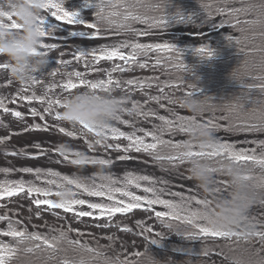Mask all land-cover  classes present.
<instances>
[{
    "label": "snow or ice",
    "instance_id": "snow-or-ice-1",
    "mask_svg": "<svg viewBox=\"0 0 264 264\" xmlns=\"http://www.w3.org/2000/svg\"><path fill=\"white\" fill-rule=\"evenodd\" d=\"M169 4V0H161V3L155 5L157 10L165 11L166 6ZM123 7V4L120 5ZM43 9L47 12H50V16L41 15L38 17L39 30L41 36L50 37L53 33H56L60 30V25L55 22H50L51 18H54L56 22H63L64 25H83L87 29H92L91 33L86 31H68L66 33L69 37H87L88 39L99 38L102 33L108 29L114 27L124 29L125 31L134 34V35H145L146 33L137 32L135 29L130 27V22L139 21L141 23H148V20L142 18L140 14H137L133 9L135 8L134 4H128L127 8L123 13L116 11L117 4L115 0H99L98 3L93 2V0H83V7L95 9V22H88L85 18L81 16V13L77 10H69L66 7L65 0H45L42 5ZM207 7V6H205ZM107 9H112L111 11H106ZM253 10H260L264 13V0H260L259 3H249L247 7L241 9H223L219 8L216 11L220 15H227L230 19H235L240 13H246ZM0 16H4L11 21L10 26L13 28H18L15 21L12 20V14L10 13H0ZM122 17V23L117 25L114 17ZM211 10L209 9V15L206 17L210 22L216 24L217 27L223 28L225 24L229 21H221L219 24L215 23L211 18ZM191 15H184L179 11H176L174 14H168L166 16H161L159 18H153L150 27L155 28H166L169 26V22L176 23H191ZM237 25L241 22L236 21ZM250 24L258 23L257 21H250ZM245 31V29H241ZM225 39L232 43V37L226 36ZM236 43L239 44L241 41L236 40ZM41 47L46 50H52L59 47V43H44L42 42ZM131 49L130 52H125L124 49ZM157 53H167L166 62L169 63L172 67L178 68L184 72H189L190 69L183 61V53L175 44L165 42V43H136V42H120L113 45H102L100 47L91 48V49H78L74 53V60L80 62L81 60L85 61V67L91 68L92 64L98 65L101 61H121L122 64H115L110 70H106L107 79H98V80H89L86 78L88 73L81 71H72L67 73V79L59 85V87L64 91L70 93L72 90L78 89L83 86L90 90L97 91L102 90L105 92H111L113 87L121 88L122 85L127 86H136L138 88L145 87L144 80L138 79H114L112 78V73H123L126 71L133 70L135 66H138L140 69H146L148 67L147 60L145 62H138L137 57L144 56L147 57L150 52ZM192 54L198 56L202 59H210L214 57L215 51L208 47L207 44H202L199 47L192 49ZM65 52H60V57L65 56ZM90 58V59H89ZM160 57L156 60V64L153 67H156L160 64ZM56 65H70L71 60L64 59H55ZM8 65L6 63H0V69H7ZM91 70L100 71L99 68H92ZM59 68L51 71L49 75L56 76ZM149 80L155 79L158 83V78H148ZM41 83L37 78L34 80V84ZM30 85L25 86V90ZM147 86H151L148 84ZM171 86L165 85L160 86V96H149V101L159 102L161 99H168L169 103H175V100L168 98L164 95V87ZM56 87L55 84H51L47 87L46 93L52 91ZM264 89V86H262ZM186 96H195L194 93H186ZM19 99L28 101L29 103L33 101H39L41 103H47V107L44 108V113L52 114L55 112V118L60 119V112L56 111L57 108H63L64 105L61 102V99H52L46 95L36 96L24 95L19 97ZM16 98L13 97V102ZM126 101L123 103V105ZM147 104L148 101H145ZM207 100L203 101L205 106ZM143 105H140L138 102L133 101L131 108H126L122 106L120 110L114 115L113 120H118L123 124H128V120H121V114L127 113L129 116L135 115L136 117H143L147 119L148 117H155L156 119L163 121L164 124L161 126H154L152 130L138 129V131L143 132V135H136L135 132L132 134H126L123 131H120L116 127L109 126L104 129L102 132H97L95 129L88 127V125L82 124V129L87 130L88 133H94L95 136H102L105 142L97 140L95 145L102 146L105 150L114 148L115 150L123 151L125 153L130 151H135L137 153H147L154 157L157 161H167L172 167L178 168L180 164L185 162V157H222L224 159L234 161V162H252L256 165H259L261 168H264V141H260L261 151L259 155L256 152V149H245L243 147H238L237 145L229 142H222L216 138L215 145L211 148L210 151H194L193 145L189 142L185 143H172L171 141L163 140L161 137L165 132L173 133L179 131L182 133H187L185 122L191 119H186L184 117H177L175 121L166 119L164 116H157L156 113L152 110L141 111ZM163 107V105H161ZM238 112H244V109L241 105L235 106ZM0 109H3L4 112H8L9 109L5 105V98L0 97ZM30 114L35 117L40 115V119L44 120V115L39 114L35 108L30 109ZM11 115L16 118H21L22 113L20 111H12ZM251 118H256L260 120L258 124L247 123L246 121ZM237 119H242L243 122L240 125H235L229 123L226 131H247V132H260L264 131V115L257 117L255 112L247 114L244 117L237 116ZM206 125L212 129L214 132L220 127V125L209 120ZM36 130H41V125L35 124L32 126ZM47 125L44 126L42 130H47ZM59 132L64 133V128H59ZM67 136H74L73 132H67ZM109 135L112 139L124 138L128 141L126 146H121L120 144H110L107 143ZM149 137L153 142H146L145 138ZM5 138H0V144H4ZM93 143H89L88 147L92 148ZM158 146H169L176 150V154L172 155H161L158 151ZM35 147L40 149V145L36 144ZM185 149L180 151V149ZM61 151L62 149H57ZM16 154V153H14ZM77 159H72L71 163L74 165L81 164H97L100 165H110L112 160L110 159H97L83 156L79 152L73 153ZM35 158V157H34ZM67 159V156H65ZM128 159L127 156H120V161H125ZM5 171H9L5 169ZM24 173L34 174L37 181L42 179L43 175L57 177L59 173L49 170L46 174L42 173L40 168H30L25 167L19 169ZM210 171L217 172V169H210ZM246 180L253 179V177L246 176ZM62 180L67 184L73 186L76 190L73 191L71 199L68 200H59L53 201L48 198L52 195H59V191L53 193L50 188L37 186L35 182H26L23 180L20 181H11L7 184H0V198L3 197H13L17 194L25 193L29 198L32 197H44L32 199V203L39 207L41 205H47L49 209H62L64 212H74L76 217H91L94 219L107 218L109 221H112L117 214H127L131 213L133 209L143 208L145 211L151 212L154 205H162L168 211H155V217L161 221L165 228L169 231L173 229L175 232L181 236H184L186 239L197 240L201 237H236L237 240L241 239V234L234 231L219 230L211 227L212 221L209 216L206 214V209L209 208L211 201L205 197L203 199H197L195 196L185 197L180 193H171L173 196H179L180 202L176 203L172 200L161 199L157 189L154 186H151L155 183V180L147 175H134L128 173L123 181L113 178L111 175L102 176V181L99 184L93 179L91 182L69 178L68 176L62 177ZM140 181H148L150 186L142 187ZM47 185L55 184L57 189L63 188L65 185L61 183H56L55 180H44ZM161 183L167 184V181H162ZM217 185L224 182L215 181ZM122 186H117L121 185ZM129 186H132L136 189H142L145 194H152L151 197L148 195H137L133 191L128 190ZM261 188H264V177L259 178V184L257 185ZM163 188L160 189V192H163ZM221 187L217 186L215 192L221 193ZM81 193L87 194L90 197L101 198L100 202H90L88 200L77 198ZM118 194V195H117ZM195 201L196 205L200 206V209L197 211H191L188 208V205ZM259 200L261 207H264V198L256 196L254 202ZM107 201V202H104ZM76 206H86L89 211L85 210H76ZM39 216V212L37 213ZM247 219L250 221V224L253 228V232L250 238H244L245 241L250 244L253 242V238H256V241L260 244L259 248H250L248 250V260L246 264H264V226L260 228L257 227V223H253L252 219L247 216ZM8 220L7 230L0 231V236L10 237L14 241V245L0 243V264H10V262L18 257L20 252L30 253V254H39L38 259L41 264H77L76 261H69V259L64 256L61 258L60 253H66L69 249L78 252L86 253L89 255L90 259L96 260L103 257V252L99 248H90L86 244L82 243L81 240H70L68 238L67 232L65 230H60L58 235H44L38 232H29L26 228H17L14 227L15 224H19V221L13 222L9 218L8 214L0 215V221ZM178 222V223H177ZM202 222V223H201ZM258 222V221H257ZM137 224L141 227V233H153L151 227H144L142 221H137ZM101 227H108L107 224L100 225ZM68 231H78L74 229H69ZM127 231V229H124ZM55 232V229H53ZM185 234H187L185 236ZM154 235L159 237V239L153 238L149 240V244H158L161 238L164 236L162 232H155ZM145 239L148 240V236H145ZM67 245V248L64 247ZM186 251V249L184 250ZM137 257L143 256L145 258L146 264H151L152 257L148 251L145 253H135ZM79 264H84L83 261H80ZM104 264H129L128 261H114L104 259ZM165 264H175V261L169 259Z\"/></svg>",
    "mask_w": 264,
    "mask_h": 264
},
{
    "label": "trees",
    "instance_id": "trees-1",
    "mask_svg": "<svg viewBox=\"0 0 264 264\" xmlns=\"http://www.w3.org/2000/svg\"><path fill=\"white\" fill-rule=\"evenodd\" d=\"M98 3L99 0H93ZM117 4L116 11L123 13L127 8L128 4H134L135 11L140 14L142 18L148 20V23H141L139 21L130 22V27L135 28L136 25H144L146 27L143 30L149 29H161L150 27L153 18H159L168 14H174L176 11L181 12L184 15H191V23H176L169 22V26L182 24V25H200L207 24L209 20L206 19L209 15V9L211 10L210 18H214L216 15H220L216 10L219 8L223 9H241L247 7L249 3H259L260 0H169V4L166 6L165 11L157 10L155 5L161 3V0H115ZM80 6L85 10L87 14L88 22H95V9L83 7V0H79ZM123 4V7L120 5ZM207 6V7H205ZM107 9L106 11H111ZM220 21H229L226 23L227 30H218L209 35L212 39L208 47L215 51L214 57L210 59H202L192 54V49L198 46L190 45H179L175 44L183 53V61L190 69L189 72H184L178 68L172 67L166 62L167 53H157L155 51L150 52L147 57H137L138 62H145L147 60L148 67L146 69H140L135 66L133 70H130V74L118 73L115 79L128 80L138 79L145 81L144 88H138L136 86H128L132 93H135L134 98L126 100L123 105L126 108L132 107V102L136 101L140 105H143L141 100L148 99L149 96H160V86L171 85L164 87V95L168 98L176 100L177 97L186 96V93H194L195 97L205 101L207 100L204 110L200 113L197 119L203 123H207L209 120H213L214 123L220 125L217 130H225L228 128L229 123L235 125L242 124V119H237V116L244 117L247 114L255 112L256 116L264 115V13L260 10H253L246 13H240L235 19H230L226 14L221 15ZM117 25L122 23V17L113 18ZM239 20L241 23L237 25L236 21ZM250 21H257L258 23L250 24ZM245 31H241V29ZM72 31L71 29H67ZM92 32V29H87ZM120 31V33L129 34V32L120 28H112L106 31ZM104 31V32H106ZM226 36L232 37V43L225 39ZM132 42L136 43H161L157 41H149L134 36ZM239 39L241 43L237 44L236 40ZM131 49L129 48V52ZM160 57L161 62L158 66L153 67L156 64V60ZM120 62L119 64H122ZM148 78H158L157 80ZM150 84L151 86H147ZM125 86V85H122ZM155 105H147L141 108V111L152 110L157 116H164L169 120H176V117L169 116L163 108L168 107L169 100L161 99L159 102L153 101ZM176 109L183 110L191 115L192 113L186 111L178 103H172ZM241 105L244 112H238L236 105ZM163 105V107H161ZM165 114H164V112ZM124 120H128L129 124L135 122L139 129L147 128L152 130L154 126H161L164 124L163 121L156 119L155 117H136L135 115L129 116L126 112L121 114ZM192 119V118H189ZM251 124L260 123L259 119L251 118L246 121ZM141 132V131H140ZM233 133H242L247 131H228ZM264 132V131H263ZM143 134V133H142ZM163 140L171 141L172 143H185L189 142L187 133L179 132L178 130L169 133L165 132L162 137ZM146 142H153L151 138L146 137ZM73 145L81 147L79 140H72ZM194 146V145H193ZM185 149H180L184 151ZM194 151H200L196 146L193 148ZM158 151L161 155L176 154V150L169 146H158ZM210 151V150H209ZM135 152V151H133ZM137 153V152H135ZM146 156L147 158L164 165H169L167 161H157L153 156L147 153H138ZM210 162L214 163L222 157H206ZM14 158L0 156V184H7L11 181L23 180L19 171L20 164L13 160ZM20 162V161H19ZM242 165L247 171H258L264 175V168L256 165L252 162H237ZM70 166V165H66ZM171 166V165H169ZM172 167V166H171ZM68 169H75L70 166ZM176 168V167H174ZM180 169L187 171L188 163L185 160L183 164H180ZM8 169L9 171H5ZM76 170V169H75ZM31 174L30 177H32ZM60 176L62 173L60 172ZM44 180H51L48 176L42 177L40 181H36V184L43 183ZM33 181H30V183ZM250 183L254 185L258 197L264 198V188H261L254 181L250 179ZM18 195V194H17ZM16 195V196H17ZM24 198H27V194L22 193ZM13 197H3L1 200H6L5 203H0V215L8 214L11 221H19V224L14 223V227L26 228L29 232H38L44 235H58L60 230L67 232L70 240H75L70 235L69 225L77 234L85 236L96 248H99L103 252V257L92 260L86 253H78L69 249L66 253H60L61 258L66 256L69 261H76L79 264L83 261L84 264H104V259L114 261H128L129 264H146L143 256L137 257L135 253L149 252L151 256L160 260L168 261L169 259L175 261V264H246L248 260V250L250 248H259L260 244L253 238V242L250 244L244 239L237 240L236 237H201L197 240L186 239L175 232L173 229L169 231L164 225L158 220L154 212L163 211L161 209L153 208L151 212L141 209H133L131 213L117 214L116 217L109 221L107 218H103L106 223H110V232H87L85 231L84 222L78 217H73V220L68 225L65 218L62 216H56V214L49 213L45 217L47 221L38 223L40 215L37 216L33 212V209L26 207L23 204H18L13 200ZM44 206V205H42ZM47 206V205H45ZM82 206H76V210H80ZM42 210L49 209L42 207ZM4 210V211H3ZM8 210V211H7ZM23 211H27L30 215L31 220L27 217H23ZM137 212H141L146 218V222L143 223L144 227H151L153 233H141V227L137 230L132 226L131 222H122L123 218L130 217L131 215L136 216ZM74 214V212H72ZM44 217V216H42ZM50 220L60 222L58 227L56 223L47 225ZM31 221H34L31 223ZM178 223V222H177ZM8 220L1 221L0 231L7 230ZM55 229V232H53ZM127 229V231H124ZM155 232H162L164 236L161 238L158 244H149V240L154 238L159 239L154 235ZM187 234H185L186 236ZM132 236V240L129 241L128 237ZM148 236V240L145 239ZM135 239L138 243L136 251L128 249L127 243H130ZM0 243L12 244L14 241L10 237L1 238ZM83 243V242H82ZM85 244V243H84ZM88 247L92 248L88 244ZM67 248V245H64ZM186 249V251H184ZM264 255V253H262ZM214 256V257H213ZM39 254H30L20 252L18 257L10 262V264H41L38 259ZM213 257V258H212Z\"/></svg>",
    "mask_w": 264,
    "mask_h": 264
},
{
    "label": "rangeland",
    "instance_id": "rangeland-1",
    "mask_svg": "<svg viewBox=\"0 0 264 264\" xmlns=\"http://www.w3.org/2000/svg\"><path fill=\"white\" fill-rule=\"evenodd\" d=\"M66 7L69 10H77L81 13V16L86 19L85 10L80 6L79 0H65ZM43 15L50 16V12H47L46 10H43ZM222 16L216 15L212 20L219 24L221 21ZM87 20V19H86ZM14 21V20H13ZM11 23V21H9ZM50 22H55L60 25V30L56 33H64L68 29V25H64L63 22H56L54 18H51ZM146 27L144 25H136L135 30L137 32H143L146 33L145 35H134V34H122L120 32H104L99 38L96 39H88L87 37H63L60 40L53 39V36L50 37H44L43 42L44 43H59V47L52 50H46L50 54V60L51 63L48 66V69L45 70V72L42 75H39L37 78L41 81V83L30 85L26 88L25 86H21L14 80H12L8 74V71L6 69H0V97L5 98V105L7 108L11 109L12 111H20L22 113V116H24L22 119L28 120L29 123L23 121L21 118H16L11 115V112H4L0 109V138L7 137V140H10L14 143H17L19 145H22L24 147H33L31 145L39 144L40 146H49L47 143L51 142L53 145H57L58 149L59 147L63 150V152L66 155L73 156V153L79 152L83 156L85 155H103V154H130V152H123L119 150L107 149L105 150L100 145H95L92 141L94 138H98L95 136L94 133H88L87 130H83L82 126L79 128H73L71 125L62 122L55 118V112L52 114L44 113V108H46L48 105L47 103H41L39 101H33L29 103L28 101H24L19 99V97L24 95H32L35 94L36 96H42L46 95L49 98L52 99H62L65 95L68 94V92H64L59 85L63 83L68 77L67 73L72 71H81L86 72L88 75L86 76L89 80H98V79H107L106 70H110L115 64L120 63L121 61H101L98 65L92 64L91 68L85 67V61L81 60L80 62H77L74 60V53L78 49H91L100 47L102 45H113L120 42H132L135 40V38H132L134 36H138L139 38L151 40V41H160V42H169L173 44H179V45H202L207 44L210 45L211 38L209 37V34L216 32L218 30H227V25L225 24V27L220 28L217 27L216 24L213 22L207 23V24H200V25H175L171 26L169 28H161V29H151V30H143V28ZM75 28L77 29H83L85 28L83 25H75ZM67 33V32H66ZM125 52H129V49H124ZM60 52H65L66 55L63 57H60ZM55 59H64V60H71L72 63L70 65H56L54 60ZM90 59V58H89ZM4 58L0 57V63H5ZM59 68V71L57 72L56 76H51L49 73L55 69ZM92 68H99L100 71H94L91 70ZM127 74H130V71L127 72ZM115 73H112V78H114ZM51 84H55L56 87L52 89V91L47 92V87ZM86 87H79L78 89L72 90L71 92H77V91H83ZM88 89V88H87ZM112 93L116 96H123L126 100H129L130 98L135 97V93H132L130 88L125 85L121 86V88H115L113 87ZM13 97L16 98L15 102H13ZM144 106L147 105H155L153 101H149L147 98L145 100H141ZM145 101H148L146 104ZM35 108L36 111L39 114L44 115V120L40 119V115H37L33 117L30 114V109ZM62 108H57L56 111H61ZM163 110L171 117H184L186 119L193 118V115L173 107V104L170 103L168 107L163 108ZM163 111V112H164ZM164 112V114H165ZM121 120H124L121 117ZM35 124L41 125V130H36L32 126ZM47 125V130H42L44 126ZM110 126L118 128L120 131L125 132L126 134H132L135 132L136 135L142 136L143 132L138 131L139 127L136 125L135 122L123 124L118 120H112ZM59 128H64L65 132L61 133L59 132ZM143 129V128H141ZM147 130V128H145ZM67 132H73L74 136H67ZM215 137L219 139L222 142H229L237 145L238 147H243L245 149H256L257 154L259 155L261 148H260V141H264V132H243V133H231L224 130H216L215 131ZM79 140V143H82L84 146L75 148L73 145L72 140ZM89 143H93V147L89 148ZM107 143L110 144H120L121 146H126L128 144V141L124 138L119 139H112L109 135V138L107 140ZM194 148V147H193ZM46 154H42L40 156H31L30 159L23 158L20 162L17 158H14V161H17L18 164H20V168L30 167V168H40L42 170V173H47L49 170L54 172H61L62 176H68L69 178L73 179H79L91 182L93 179L97 184L104 182L102 181V176L111 175L113 178L119 179L123 181L124 177L128 173H132L134 175H147L155 180V183L151 186H154L161 199H167L172 200L173 202L179 203L180 197L179 196H173L171 193H180L185 197L188 196H195L197 199H203L205 198V195L202 193V191L197 186L196 182L192 180L189 176H173L170 174H167L154 166H144L141 164L130 166V165H120V164H113V165H82L77 167V170L63 168V166L60 164H55L52 162L48 157L45 156ZM75 156V155H74ZM35 157V158H34ZM41 157V158H40ZM3 161H0V164ZM103 169V170H101ZM22 178H24V181L30 182L33 181L36 183V177L33 174L32 177L31 173H24L20 172ZM186 173V172H185ZM188 174V172L186 173ZM43 175L42 177H44ZM50 177V176H49ZM52 180H55L56 183L64 184V187H67V189L70 190V195L73 191H79L76 190L73 186L67 185L64 181L60 182V174L57 177H51ZM162 181H167V184L161 183ZM215 181L218 182H224L222 184H219L216 186L221 187L224 195H227V192L229 190L228 188V182L227 179L223 177H217ZM142 187L150 186L148 181H140ZM37 186L47 187V185H44L43 183L37 184ZM117 186H122L117 185ZM63 187V188H64ZM48 188L55 193L57 191H60L62 188L57 189L55 184L49 185ZM164 189L163 192H160V189ZM128 190L133 191L137 195H148L151 197L152 194H145L143 193L142 189H136L132 186H129ZM118 195V194H117ZM53 201H59L60 198L57 195L50 196ZM48 197V198H50ZM34 198H41L44 197H32V198H24L23 197V203L32 202V199ZM50 198V199H51ZM71 198L72 195H71ZM70 198V199H71ZM77 198H82L85 200H88L90 202H100L101 198L98 197H90L87 196V194L81 193ZM209 200L211 197H207ZM107 202V201H104ZM46 208V207H44ZM153 208L162 209L163 211L166 210L162 205H154ZM189 210L191 211H197L200 209L199 205H196L195 201L193 200L188 205ZM36 209V208H35ZM41 208L40 206L37 207L36 211H39ZM80 210L89 211L86 206H82L79 208ZM4 211V210H3ZM8 211V210H7ZM47 211V209L45 210ZM60 213L63 215L70 217L69 212H64L62 209H60ZM249 218L252 219L255 217L256 219L252 220L253 223H257V227L260 228L261 226H264V207H261L259 201L254 202L249 210H248ZM47 215H44V217ZM143 214L141 212H137L136 216H130L127 218H123L120 223L122 222H131L135 221L137 224L138 221L146 222L145 217H141ZM23 217H27L31 220L30 215L27 213V211H23ZM39 217L37 222L43 223L44 221H47L46 218ZM73 217H76L73 213L70 221L73 219ZM77 219H81V221L84 222V228L87 232H110V223H106V221L101 219H94L91 217H78ZM258 221V222H257ZM58 222V221H57ZM57 222L55 220H50V222L47 223V225H51L56 223V226L58 227ZM33 223V221H31ZM60 223V222H58ZM202 223V222H201ZM107 224L108 227H101L100 225ZM139 228H137L138 230ZM153 238V237H152ZM128 240H132V236L128 237ZM136 243H127L126 247L129 249H133L132 247H135ZM214 257V256H213ZM212 257V258H213Z\"/></svg>",
    "mask_w": 264,
    "mask_h": 264
},
{
    "label": "clouds",
    "instance_id": "clouds-1",
    "mask_svg": "<svg viewBox=\"0 0 264 264\" xmlns=\"http://www.w3.org/2000/svg\"><path fill=\"white\" fill-rule=\"evenodd\" d=\"M44 2L45 0H0V13L12 14V20L19 26L11 27L8 19L0 16V57L8 65L6 70L10 78L21 86L33 85L34 80L51 63L49 52L41 47L43 37L38 22V17L43 15ZM125 101V97H118L112 91H93L86 88L83 91L70 92L61 99L64 107L60 111L59 120L73 128L84 124L102 132L110 126L114 115ZM175 103L193 114V118L185 122L189 143L200 151L211 150L216 141L215 132L196 118L204 110L203 101L195 96H180ZM98 139L105 142L102 136L94 138L92 142L95 144ZM184 159L188 163L190 178L196 182L205 197H211L210 206L206 209V214L212 221L211 227L240 233L242 239L250 238L253 228L247 219L248 210L258 193L250 180L245 179L248 176L247 170L224 158L214 163L206 157L192 156ZM210 169H217L227 177V195L215 192L216 172ZM58 197L60 200L70 199V190L67 187L62 188ZM151 264L165 262L152 257Z\"/></svg>",
    "mask_w": 264,
    "mask_h": 264
},
{
    "label": "water",
    "instance_id": "water-1",
    "mask_svg": "<svg viewBox=\"0 0 264 264\" xmlns=\"http://www.w3.org/2000/svg\"><path fill=\"white\" fill-rule=\"evenodd\" d=\"M8 149H10L11 152H22V153L30 154V152H29L28 150L23 149V148H9V147H7V146H5V145H0V150H8ZM10 150H9V151H10ZM50 152L53 153L54 151L50 150ZM56 153H57V152H56ZM58 155H60V154H58ZM124 156H125V155H124ZM60 157H63V159H65V157L62 156V155H60ZM119 157H120V156L105 155V156H100V157H90V158H95V159H110V160H112V164H113V163L127 164V163H130V162H132L133 160L137 159V158H135V157L127 156L128 159H126L125 161H120V160H119ZM68 159L71 161L72 159H77V158H68ZM158 167H159L160 169L164 170V171H169L170 173L175 174V175L180 174L179 171L172 170V169H170L169 167H162V166H158ZM216 175H221V173H220V172H216V173H214V176H216ZM247 175H248V176H254V177H257L256 174H252V173H247Z\"/></svg>",
    "mask_w": 264,
    "mask_h": 264
}]
</instances>
